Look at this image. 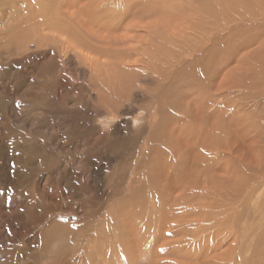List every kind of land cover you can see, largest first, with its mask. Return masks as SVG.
<instances>
[{"label":"rangeland","instance_id":"rangeland-1","mask_svg":"<svg viewBox=\"0 0 264 264\" xmlns=\"http://www.w3.org/2000/svg\"><path fill=\"white\" fill-rule=\"evenodd\" d=\"M216 1L0 0V264H264V3Z\"/></svg>","mask_w":264,"mask_h":264},{"label":"bare ground","instance_id":"bare-ground-1","mask_svg":"<svg viewBox=\"0 0 264 264\" xmlns=\"http://www.w3.org/2000/svg\"><path fill=\"white\" fill-rule=\"evenodd\" d=\"M257 1V0H256ZM263 3H264V0H261ZM217 3H213L212 5H211V7H217L218 9H217V11L218 12H221V14L224 12V9H225V4L227 5V3H226V1L225 0H217L216 1ZM219 2V3H218ZM242 3H243V1H242ZM241 3V4H242ZM255 3H257V2H255ZM229 4V3H228ZM244 4V3H243ZM244 5H246V4H244ZM243 5V6H244ZM238 6V5H237ZM223 7H224V9H223ZM229 7V6H228ZM245 7V6H244ZM261 7H264V6H261ZM213 8H211V9H213ZM245 8H243V10H244ZM97 10V9H96ZM251 17V16H250ZM50 24V23H49ZM51 26V25H50ZM35 224V223H34ZM33 224V225H34ZM38 225V224H37ZM33 227V226H32ZM31 227V228H32ZM33 229V228H32ZM19 239V238H18Z\"/></svg>","mask_w":264,"mask_h":264}]
</instances>
